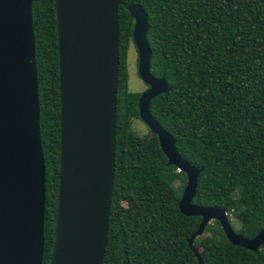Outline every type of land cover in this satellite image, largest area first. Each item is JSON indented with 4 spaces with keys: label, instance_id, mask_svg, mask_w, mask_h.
Here are the masks:
<instances>
[{
    "label": "trees",
    "instance_id": "16d2710c",
    "mask_svg": "<svg viewBox=\"0 0 264 264\" xmlns=\"http://www.w3.org/2000/svg\"><path fill=\"white\" fill-rule=\"evenodd\" d=\"M113 183L102 264H197L188 248L198 217L177 203L185 184L167 166L155 136H137L139 93L127 90L132 20L146 15L149 73L169 88L148 105L181 158L201 169L192 203L223 209L245 239L264 227V0H120ZM31 25L44 163L42 263L49 264L58 175V70L52 0H31ZM180 187H176L175 183ZM194 245L201 264H264L230 245L218 223Z\"/></svg>",
    "mask_w": 264,
    "mask_h": 264
},
{
    "label": "water",
    "instance_id": "95a60500",
    "mask_svg": "<svg viewBox=\"0 0 264 264\" xmlns=\"http://www.w3.org/2000/svg\"><path fill=\"white\" fill-rule=\"evenodd\" d=\"M58 70V175L49 264H102L113 183L120 0H52ZM137 75L146 86L137 115L155 136L167 166L185 177L177 208L198 217L193 248L209 222L227 242L250 252L264 245V227L251 239L236 234L223 209L192 203L201 169L189 165L175 140L150 116L149 102L169 92L149 73L147 19L125 6ZM31 25V0H0V264H41L44 163ZM121 264H127L122 262Z\"/></svg>",
    "mask_w": 264,
    "mask_h": 264
},
{
    "label": "rangeland",
    "instance_id": "374dc122",
    "mask_svg": "<svg viewBox=\"0 0 264 264\" xmlns=\"http://www.w3.org/2000/svg\"><path fill=\"white\" fill-rule=\"evenodd\" d=\"M125 62H126V72H127V90L130 92H134V93H139L141 94L142 92H144L146 90V86L141 82V80L139 79L138 75H137V53L136 50L131 42V44H129L127 52H126V58H125ZM130 128L132 129V131H134V133L137 136L140 137H145L148 136L149 131L148 129L142 124V122L138 119H132L130 121ZM176 187H180V184L177 182L175 183ZM229 222L232 224L233 227H237V222L230 216H228ZM213 221L209 222L212 223ZM207 233L203 232L202 235L194 238L193 242H192V246L194 248V245L199 243L201 239H203L204 237H206ZM197 253L199 254L200 250L197 249L196 250ZM200 257V255H199ZM201 259V257H200Z\"/></svg>",
    "mask_w": 264,
    "mask_h": 264
}]
</instances>
